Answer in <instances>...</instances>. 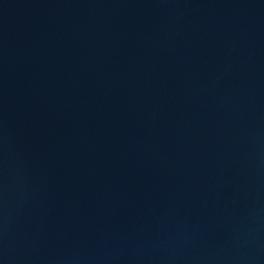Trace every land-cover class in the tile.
Listing matches in <instances>:
<instances>
[{"label": "water", "instance_id": "water-1", "mask_svg": "<svg viewBox=\"0 0 264 264\" xmlns=\"http://www.w3.org/2000/svg\"><path fill=\"white\" fill-rule=\"evenodd\" d=\"M0 264H264V0H0Z\"/></svg>", "mask_w": 264, "mask_h": 264}]
</instances>
